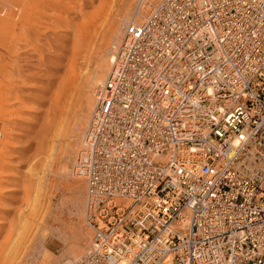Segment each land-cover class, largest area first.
Here are the masks:
<instances>
[{
	"label": "built area",
	"instance_id": "2783aa9c",
	"mask_svg": "<svg viewBox=\"0 0 264 264\" xmlns=\"http://www.w3.org/2000/svg\"><path fill=\"white\" fill-rule=\"evenodd\" d=\"M144 1L85 137L95 236L63 264H264V0Z\"/></svg>",
	"mask_w": 264,
	"mask_h": 264
},
{
	"label": "rangeland",
	"instance_id": "374dc122",
	"mask_svg": "<svg viewBox=\"0 0 264 264\" xmlns=\"http://www.w3.org/2000/svg\"><path fill=\"white\" fill-rule=\"evenodd\" d=\"M142 1L68 0V8L77 7V9L71 10L69 14H63V19H67V22L63 21L62 23V20H59L60 22L57 21V23L49 20L53 24H47L41 21L39 22L41 27L37 30L38 33H35L26 23L25 18L28 15L23 0H0V28H4L0 30V82L2 80L6 85L8 84V87L14 83L16 87L10 92L12 96L17 95L20 98V102L10 107L17 111V115L7 127V131L11 133H9V140L12 147L8 149L11 151V156L6 159L9 161L7 163L11 165L7 168L8 177L2 179V188L0 189V264H39L42 259L36 258H41L42 248L49 252L52 264H63L67 258L65 251L69 248V243L79 229L91 236V239L80 243L81 258L86 253L93 239V232L86 222L85 215L87 188L85 195L77 199L83 202V204L81 202L82 209L78 212L77 204H75L76 197L70 191L62 190L55 194L56 198H50L51 190L45 186L44 202L42 201L44 205L38 214L33 216L34 198L37 193L35 184L42 172L40 160L43 156H38L41 126L45 123L48 108H50L51 101L54 100L58 89L64 87L65 80L70 79L72 64L77 63L75 65L80 69L85 66L87 55L92 57L93 63L97 60L95 55L87 53L82 48L83 45L78 42V33L88 37L89 29H91L90 32L93 31L92 20L96 19V22L100 24L105 16L109 15L111 20L128 8L134 13L139 11V4H142ZM42 19L44 20V18ZM55 24L60 27H55ZM25 29L26 31L23 33L22 30ZM29 29L32 31V35L29 33ZM21 38L23 39L21 40ZM8 47L13 49L9 50ZM12 64H15L12 66L13 68ZM6 68L14 70L11 82L4 80L9 74ZM72 87L70 85L68 88L71 90H69L70 94ZM75 95L73 105L77 103L76 106L74 105L75 111H77L80 105L79 88ZM9 171L11 175L8 174ZM48 176L46 173L45 177ZM49 178L51 177L49 176ZM51 179L53 180V177ZM26 219L31 221L32 228L26 235L27 237H22L24 240L21 241L19 239L23 234L20 233V230ZM57 230L60 232V237L55 236ZM19 245L22 248L17 252L19 259L16 261L13 260L11 251L15 253L17 251L15 248Z\"/></svg>",
	"mask_w": 264,
	"mask_h": 264
},
{
	"label": "bare ground",
	"instance_id": "6f19581e",
	"mask_svg": "<svg viewBox=\"0 0 264 264\" xmlns=\"http://www.w3.org/2000/svg\"><path fill=\"white\" fill-rule=\"evenodd\" d=\"M143 1L142 4H139V11H135L134 13L128 8L127 10L125 9V11H123L122 13H118L117 15L115 14L116 16H114V18L111 20L109 15L105 16L103 22H101L100 24L96 22V19H94V21L92 20L93 31L90 32L91 29H89V32L87 34L88 37L86 35L82 36L80 33H78V42L83 45L82 48H84L87 53L95 55L97 57V60L93 63L92 57H90V55H87L85 58V66H82L79 69L75 65L77 63L72 64V66L70 67V79L65 80L66 82L64 87L58 89L57 93L55 94L54 100L51 101L52 103L50 108H48L49 110L47 113V118L45 120V123L41 126L40 133L41 143L39 147L38 156H43L40 160L42 172H40L41 177L37 176L39 179L35 184V186H37V193L34 198L35 210L33 212V216L37 215L40 208L44 205L43 198L45 197L46 192L45 186L49 187V189L51 190L50 198L55 197V194L60 193V191L62 190L70 191L72 195L76 197L75 204H77L78 212L81 211L83 206H81L82 201L77 199L85 195L86 188L88 193V181L87 177L83 175L84 170L81 168V160L84 156L82 153L85 147L86 133L89 129L90 120L96 109V104L98 101V97L95 95V91L97 92V88L100 87L107 80L109 73L114 65L117 52L124 40L127 30L131 28L133 24L140 23L147 18V15L149 13V1ZM67 2L68 0H23L24 8L27 10L26 14L28 15L25 18L27 25L30 27L31 30H33V32L38 33L37 30L41 27L39 22L41 21L47 24H53V22L51 23L49 20H53L54 22H60L59 20H62V23L63 21L67 22V19H63V14H69L71 10L77 9V7L68 8L69 4ZM42 18H44V20ZM129 21L131 22L128 25ZM54 26L57 27L56 24ZM58 27H60V25H58ZM1 29L3 30L4 28H0V30ZM26 29L22 30L23 33H25L24 31H26ZM30 29L29 33H31L32 35L33 33L32 31H30ZM22 39L23 38H21V40ZM78 42L76 43L78 44ZM10 48L9 50L13 49ZM93 52H95L96 54H94ZM12 66H15V64H12L11 67ZM7 72L9 74L4 80H10L11 82L13 79L14 70L9 69ZM70 85L73 86L71 88V94L69 93L71 90L68 89ZM15 87L16 86L14 85V83H11V87H8V84L6 85V83L2 82V80L0 82V189L2 188V179L8 177L7 168L11 166L7 163L9 161H6V159L10 158L11 156V151H8V149L12 147V143L9 140L10 131H7V127L10 126L11 121L16 118L17 115V111L15 109H10V107L20 102L19 96H12L11 94V89L13 90V88L15 89ZM78 88L80 94V105L79 110L75 111L74 105L77 103L74 102L75 104L73 105V99L75 98L74 96H76L75 92ZM76 154H78V156H76ZM73 165L74 168H72ZM42 173H47V175H49L51 178L53 177V180L49 178V176L45 177V174L41 175ZM8 174H10V171L8 172ZM87 193L85 201L86 217ZM118 203H123L126 207H129L132 202L129 200H119ZM28 219H26L23 225L21 226L20 233L23 234L21 235V237L19 236V240L21 241L24 240L22 237L26 236L32 228L31 221H28ZM55 236L60 237V232L58 230L56 231ZM94 236L95 234L93 232V239ZM90 237L91 236L89 235V233H84L82 232V230L79 229V231L74 235L71 242L69 243V248L65 251L67 258H65V261L63 262H73L81 260L91 248L93 239L82 258V254H80L81 252H79V250H82V248L80 247V243L81 241L91 239ZM42 245L44 246L43 243ZM21 248V245H19L17 248H15L17 249L15 253L11 251V253L13 254V260L18 261L19 255H17V252ZM42 250L41 258H36L42 259L40 263H38L52 264L49 252L45 251L44 248H42Z\"/></svg>",
	"mask_w": 264,
	"mask_h": 264
}]
</instances>
